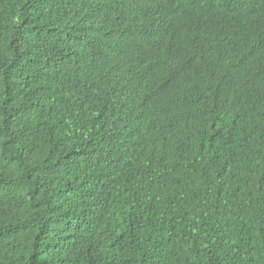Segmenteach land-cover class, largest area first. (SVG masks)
<instances>
[{
  "label": "trees",
  "instance_id": "16d2710c",
  "mask_svg": "<svg viewBox=\"0 0 264 264\" xmlns=\"http://www.w3.org/2000/svg\"><path fill=\"white\" fill-rule=\"evenodd\" d=\"M0 264H264V0H0Z\"/></svg>",
  "mask_w": 264,
  "mask_h": 264
}]
</instances>
